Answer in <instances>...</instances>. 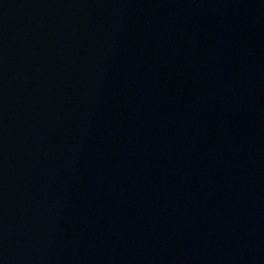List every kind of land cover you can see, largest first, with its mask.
<instances>
[{
    "label": "water",
    "instance_id": "obj_1",
    "mask_svg": "<svg viewBox=\"0 0 264 264\" xmlns=\"http://www.w3.org/2000/svg\"><path fill=\"white\" fill-rule=\"evenodd\" d=\"M0 264H264V0H0Z\"/></svg>",
    "mask_w": 264,
    "mask_h": 264
}]
</instances>
